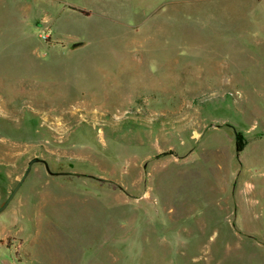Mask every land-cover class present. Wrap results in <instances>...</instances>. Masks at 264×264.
Instances as JSON below:
<instances>
[{"label": "rangeland", "instance_id": "obj_1", "mask_svg": "<svg viewBox=\"0 0 264 264\" xmlns=\"http://www.w3.org/2000/svg\"><path fill=\"white\" fill-rule=\"evenodd\" d=\"M33 160L6 264H264V0H0V207Z\"/></svg>", "mask_w": 264, "mask_h": 264}, {"label": "crops", "instance_id": "obj_2", "mask_svg": "<svg viewBox=\"0 0 264 264\" xmlns=\"http://www.w3.org/2000/svg\"><path fill=\"white\" fill-rule=\"evenodd\" d=\"M20 203L17 202V205L13 208H11L8 212V217H7V221L10 224H5L2 221L0 222V241L3 240V238L5 237V235H8L10 233H12L13 235H17L18 233H22V231L20 230V222L21 219L24 218V215H31L32 216V212L34 213L35 211H37V207L36 204L29 210H22L20 207ZM20 227V228H19ZM17 228V229H16ZM16 230V231H15ZM0 259L2 260V263L6 264L5 259L3 258V253H0Z\"/></svg>", "mask_w": 264, "mask_h": 264}, {"label": "water", "instance_id": "obj_3", "mask_svg": "<svg viewBox=\"0 0 264 264\" xmlns=\"http://www.w3.org/2000/svg\"><path fill=\"white\" fill-rule=\"evenodd\" d=\"M78 46H79L78 44H74L73 47H72V49H75V48H77ZM40 161H42V162L45 164L46 169H47V171H48L50 174L57 175V174H55V173H52V172L49 170V166L47 165V163H46L45 161H43V160H40ZM36 162H39V160H33V161L30 163V165H29L27 171L25 172L24 176H23V177L21 178V180L18 182L17 186L15 187V189L13 190V192L11 193V195L9 196V198H8V199L5 201V203L0 207V214H1L2 212H4V211L7 209V207H8L9 204H10V202L14 199L15 195L17 194V192L19 191V189L21 188V186H22L23 183L25 182L26 178L28 177V175H29V173H30V171H31V169H32L33 164L36 163Z\"/></svg>", "mask_w": 264, "mask_h": 264}, {"label": "trees", "instance_id": "obj_4", "mask_svg": "<svg viewBox=\"0 0 264 264\" xmlns=\"http://www.w3.org/2000/svg\"><path fill=\"white\" fill-rule=\"evenodd\" d=\"M79 11H80L81 13L86 14V15L89 14L88 12H86V11H84V10H79ZM237 140H238V143H237L238 150L241 151V150L244 149L245 144L242 143L241 140H240L239 138H238ZM70 166L73 167V164H70Z\"/></svg>", "mask_w": 264, "mask_h": 264}]
</instances>
